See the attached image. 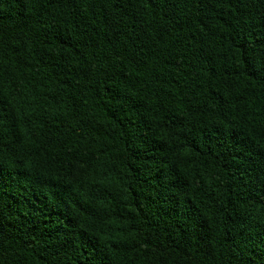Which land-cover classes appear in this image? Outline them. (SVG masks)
Instances as JSON below:
<instances>
[{
  "label": "trees",
  "instance_id": "1",
  "mask_svg": "<svg viewBox=\"0 0 264 264\" xmlns=\"http://www.w3.org/2000/svg\"><path fill=\"white\" fill-rule=\"evenodd\" d=\"M0 264H264V0H0Z\"/></svg>",
  "mask_w": 264,
  "mask_h": 264
}]
</instances>
